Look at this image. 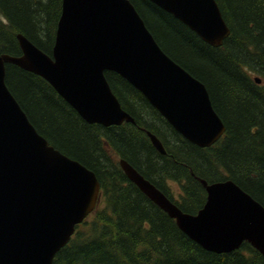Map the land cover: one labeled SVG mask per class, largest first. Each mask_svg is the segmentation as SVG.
Masks as SVG:
<instances>
[{"label":"trees","instance_id":"16d2710c","mask_svg":"<svg viewBox=\"0 0 264 264\" xmlns=\"http://www.w3.org/2000/svg\"><path fill=\"white\" fill-rule=\"evenodd\" d=\"M129 1L163 52L205 85L225 132L209 147L196 146L113 71L105 78L134 122L88 123L43 78L6 64L5 84L36 131L101 186L96 208L52 264H264L247 242L224 253L203 248L119 165L128 162L183 212L195 214L205 202L199 179H230L264 207V0H215L230 30L217 47L150 0ZM60 9L61 0H0V54L20 55L21 33L50 55Z\"/></svg>","mask_w":264,"mask_h":264},{"label":"water","instance_id":"95a60500","mask_svg":"<svg viewBox=\"0 0 264 264\" xmlns=\"http://www.w3.org/2000/svg\"><path fill=\"white\" fill-rule=\"evenodd\" d=\"M150 1L211 46H220L230 33L215 0ZM16 39L20 55L0 54V264H52L100 196L95 173L31 124L5 84L6 64L43 78L88 123L134 122L105 78V71H113L196 146L209 147L225 132L205 85L163 52L129 0H61L50 55L21 33ZM147 135L165 154L157 136ZM119 165L203 248L224 253L247 242L264 257V207L232 180L199 179L206 199L191 214L128 162L119 159Z\"/></svg>","mask_w":264,"mask_h":264},{"label":"rangeland","instance_id":"374dc122","mask_svg":"<svg viewBox=\"0 0 264 264\" xmlns=\"http://www.w3.org/2000/svg\"><path fill=\"white\" fill-rule=\"evenodd\" d=\"M174 189H178V187H173Z\"/></svg>","mask_w":264,"mask_h":264}]
</instances>
